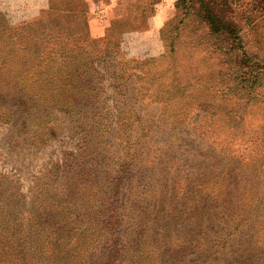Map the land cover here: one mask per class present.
Wrapping results in <instances>:
<instances>
[{
    "label": "rangeland",
    "instance_id": "1",
    "mask_svg": "<svg viewBox=\"0 0 264 264\" xmlns=\"http://www.w3.org/2000/svg\"><path fill=\"white\" fill-rule=\"evenodd\" d=\"M173 1L159 35L101 19L85 55L56 31L0 34V240L115 202L124 264H191L178 243L200 232L195 264H264V0ZM165 207L179 216L152 237Z\"/></svg>",
    "mask_w": 264,
    "mask_h": 264
},
{
    "label": "trees",
    "instance_id": "2",
    "mask_svg": "<svg viewBox=\"0 0 264 264\" xmlns=\"http://www.w3.org/2000/svg\"><path fill=\"white\" fill-rule=\"evenodd\" d=\"M12 27L22 28L23 24H10L4 16L0 14V34L7 35V39H9L11 35H14L15 33V31L12 30ZM24 31L30 33L29 30L24 29ZM53 34H56L55 40L60 36L57 32H54ZM51 39L53 38L51 37ZM95 41L96 39H92L89 43H79L78 45L79 48L81 47L80 49H65L79 51L85 55L90 51L89 49L91 48L89 47H92L91 45L94 44ZM104 47L107 46L104 45ZM112 185H117V182ZM112 205L115 207L104 211L107 213L104 219L98 220L94 224L88 223L84 228L81 227V225H77V222H79L78 219L83 215V212L75 211H70L68 213V216H71L70 214H72V221L69 220L68 216L67 218L63 215L58 217L53 214V221L49 224L42 221L34 223L35 221L33 219L32 221H28V225L23 223L24 226L20 227L19 224L17 225L10 222L8 227L4 229L3 234L10 231L11 234L8 237L12 240L14 238V240H16V237L18 239H23L21 242L22 244H16L14 243L16 241L13 240L10 245L8 241L1 239L0 244L3 242L4 245L1 244L0 249L3 250L2 247L7 245H10V248H13L10 264H48L49 260H52L54 264H124L126 262L123 254L125 247L121 238L122 232L119 226L121 224L118 221L119 219L116 212L115 202ZM99 208L103 210V207ZM230 210L231 208H228L225 212L229 215L231 213ZM161 213L163 215V220L167 221V223L163 220L156 219V225H153L152 227V237L155 236L158 230L168 227V224L171 222L169 221L170 219L179 216L167 207L159 210L156 214L158 215ZM104 215L105 214L102 212V218ZM74 221L76 223H74ZM30 225H32V227H30ZM34 226L38 229H33ZM129 226L130 225H128V227ZM41 228L47 230L46 236L38 239L35 237V233L39 232ZM217 228H219V224L217 225ZM200 234L192 239V241H188L191 240V238L184 235V237H182V242L178 243L185 244L186 246L193 245L195 247L190 253L191 257L189 261H192L191 264L200 263L202 259L201 255H196L195 253V250L200 249V244L198 242L199 238H201L199 237ZM95 235L98 238V241L96 242L92 241V237ZM224 243L225 242H219V244L222 245ZM81 250V253H84L83 256L80 253ZM44 260H46V262H44ZM1 262L4 263V261Z\"/></svg>",
    "mask_w": 264,
    "mask_h": 264
},
{
    "label": "crops",
    "instance_id": "3",
    "mask_svg": "<svg viewBox=\"0 0 264 264\" xmlns=\"http://www.w3.org/2000/svg\"><path fill=\"white\" fill-rule=\"evenodd\" d=\"M142 0H0V14L10 24H23L25 30L53 32L67 49H80L105 33V24L114 16L128 23V36L159 35L164 20L170 16L173 0H153L141 9ZM101 7L109 11L100 15ZM98 11V13H97ZM104 11V12H105ZM114 12V14H113ZM105 22L104 27H98ZM25 34H28L24 31Z\"/></svg>",
    "mask_w": 264,
    "mask_h": 264
}]
</instances>
